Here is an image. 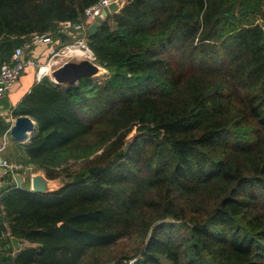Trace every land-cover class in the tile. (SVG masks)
Masks as SVG:
<instances>
[{"label":"trees","instance_id":"16d2710c","mask_svg":"<svg viewBox=\"0 0 264 264\" xmlns=\"http://www.w3.org/2000/svg\"><path fill=\"white\" fill-rule=\"evenodd\" d=\"M96 1L0 0V63ZM263 25L264 0H131L86 29L110 77L45 75L13 109L37 126L25 164L62 184L4 175L0 230L24 244L0 239V264H264Z\"/></svg>","mask_w":264,"mask_h":264},{"label":"water","instance_id":"95a60500","mask_svg":"<svg viewBox=\"0 0 264 264\" xmlns=\"http://www.w3.org/2000/svg\"><path fill=\"white\" fill-rule=\"evenodd\" d=\"M131 0H112L102 9L99 16H97L91 23H89L87 30L90 33L97 31L98 27L103 23L104 19L108 14L118 12L122 6ZM81 32H59L58 36L62 42L69 41L76 36H81ZM101 66L92 62L88 59H82L80 61H64L61 65L54 68L50 73L51 80L61 88L76 86L79 80L83 77L90 79L92 83L98 82V80L93 78V75ZM102 68V67H101ZM37 130L35 121L28 115H17L12 120L11 126L9 128L10 136L20 142H26L28 144L31 140L33 133ZM129 146V141L126 142L124 149L126 150ZM0 162L2 160L0 159ZM104 168V165H95L89 167L90 173L99 172ZM13 178L15 180L16 187H23L26 182L29 183V189L35 192L47 193L56 188H52L51 180L48 179L42 173H32L30 176H25L21 172H14ZM50 182V183H49ZM58 188V187H57ZM11 243L14 249H18L22 241L21 238L11 236ZM1 248V247H0Z\"/></svg>","mask_w":264,"mask_h":264},{"label":"built area","instance_id":"2783aa9c","mask_svg":"<svg viewBox=\"0 0 264 264\" xmlns=\"http://www.w3.org/2000/svg\"><path fill=\"white\" fill-rule=\"evenodd\" d=\"M111 1L112 0H98L86 7L83 13V18L79 22H60L57 26V34L59 32H81L82 35L76 36V38L71 39V41L69 40L59 51L53 46V42H60V37L54 38L48 33H32L21 45L15 47L8 60L0 63V95L8 90L19 79L26 66L36 67L37 73L41 71V66L47 67L48 70H45L39 76L48 75L54 68L58 67L65 61H60L59 58L64 54L68 55L67 50L70 47L83 48V50L90 53L92 59H95L93 52L85 44V32L89 23L99 16L102 9L106 8L107 4ZM44 43H52L49 51H47V57L44 62L38 63L36 59L26 55V51L32 46ZM4 164L6 163L4 162ZM9 169L13 171L17 169V167L9 166ZM28 170H31V168ZM28 170L26 169L22 171V174L30 176L32 173L31 171L28 172ZM10 237L11 235L8 230H0V239H8Z\"/></svg>","mask_w":264,"mask_h":264},{"label":"crops","instance_id":"0c3cea01","mask_svg":"<svg viewBox=\"0 0 264 264\" xmlns=\"http://www.w3.org/2000/svg\"><path fill=\"white\" fill-rule=\"evenodd\" d=\"M54 43L57 44L58 42ZM61 43L63 42L61 41ZM51 46L52 43L34 45L26 51V55L36 59L38 63L44 62L47 57V51H49ZM40 74V72L37 73L36 67L26 66L19 79L0 95V131L2 125H8L7 130L0 133V159L2 160V162H0V192L9 184L4 178V175L8 171H11L9 166L17 167V169H21L22 171L32 168L25 164L26 154L24 146L26 143L14 140L9 134V128L12 120L17 116L13 113V109L21 99L29 93L34 84L37 83L41 77L45 76H39ZM4 162L6 164H4ZM12 183H14V180ZM23 244L24 243L21 241L19 248L22 247Z\"/></svg>","mask_w":264,"mask_h":264},{"label":"rangeland","instance_id":"374dc122","mask_svg":"<svg viewBox=\"0 0 264 264\" xmlns=\"http://www.w3.org/2000/svg\"><path fill=\"white\" fill-rule=\"evenodd\" d=\"M67 42L68 41L61 43V41H60L57 44L53 42V46L57 49V51H59L62 47H64L66 45ZM85 44H86V41H85ZM76 48H79V47H76ZM80 49L83 50V48H80ZM72 53H76V54H72ZM72 53L67 52L68 55H66V54L62 55L59 58V60L60 61H64V60L65 61H67V60H70V61H80L82 59H88V60H91L92 62H95L96 64H98L97 61H96V59H92V56L90 55V53L88 51H86L84 54L83 53H78L76 51H73ZM84 56H86V57H84ZM98 65H100V64H98ZM101 69H103L105 71V77H102L100 80H98V83H100V84L104 83L110 77V75L112 74V72L109 69H107V68L102 67ZM50 73L48 74V76H50ZM137 134H138V132L135 131L134 129L128 134L127 141H129V144H130V142L133 140V138ZM26 142L27 141H25L24 143H26ZM29 171H31V173H42V174H44V172L42 170H39V169L33 171V169L31 168V170H28V172ZM27 177H28V175H27ZM50 180H51L52 188L60 187L61 184H62V180L60 178H58V179H50ZM26 185L29 186V183L26 182ZM121 244L123 245V247L124 246L125 247H131L134 244V242H133V239H125V241H121Z\"/></svg>","mask_w":264,"mask_h":264},{"label":"bare ground","instance_id":"6f19581e","mask_svg":"<svg viewBox=\"0 0 264 264\" xmlns=\"http://www.w3.org/2000/svg\"><path fill=\"white\" fill-rule=\"evenodd\" d=\"M73 51H76L78 53H83V54L86 52L85 50H81L80 48H76V47H70L67 52L72 53ZM45 70H48V68L44 67V66H41L40 73L44 72ZM102 77H105V71L103 69L99 68L96 71V73L93 75V78L96 79V80H100Z\"/></svg>","mask_w":264,"mask_h":264}]
</instances>
